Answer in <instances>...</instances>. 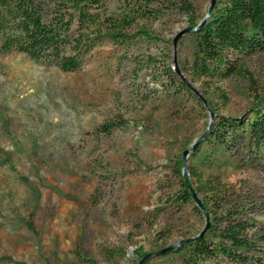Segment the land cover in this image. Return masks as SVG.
Returning <instances> with one entry per match:
<instances>
[{"label": "rangeland", "instance_id": "1", "mask_svg": "<svg viewBox=\"0 0 264 264\" xmlns=\"http://www.w3.org/2000/svg\"><path fill=\"white\" fill-rule=\"evenodd\" d=\"M162 1L178 6L181 0ZM183 1L196 19L211 2ZM188 19L177 9L145 21L150 38L135 28L132 49L107 43L75 72L18 51L0 52V257L6 258L0 264H138L205 227L194 200L175 201L178 161L208 130L206 105L216 115L244 119L264 103V49L238 62L254 82L233 76L215 84L229 97L225 105L183 69L194 44L190 33L175 44L174 38L190 26ZM149 56L168 59L192 95L175 82L178 73L158 82ZM105 125L112 132H103ZM231 137L227 148L198 145L199 158L190 154L188 168L215 189L207 192L211 208L238 209L259 236L264 142ZM144 264L182 260L167 252Z\"/></svg>", "mask_w": 264, "mask_h": 264}, {"label": "trees", "instance_id": "2", "mask_svg": "<svg viewBox=\"0 0 264 264\" xmlns=\"http://www.w3.org/2000/svg\"><path fill=\"white\" fill-rule=\"evenodd\" d=\"M177 2L178 6L162 0H0V52L18 51L39 64L75 72L92 52L107 43L127 51L132 49L138 34L133 33L135 28L150 38L143 22L161 19L169 10L185 12L192 27L204 18L205 15L194 18L189 3ZM190 34L194 50L192 59L183 63L184 71L212 89L226 105L229 97L216 83L233 76H249L254 82L249 70L238 62L240 57L264 49V0H215L207 22ZM147 62L159 74L157 80L161 84L166 78L177 76L168 59L158 61L149 56ZM175 82L192 95L182 78ZM216 116L214 126L199 147L211 142L219 149L227 148L233 139L232 132L264 142V103L244 119ZM112 130L111 125L103 128L107 133ZM199 147L191 153L193 160L199 158ZM178 167L181 192L175 201L187 204L193 199L182 179V160ZM189 172L196 183L195 191L210 213L211 225L198 240L170 252L179 253L182 264H264V234L258 236L236 208H211L207 192L215 189H208V182L192 165ZM4 261L6 258L0 257V262Z\"/></svg>", "mask_w": 264, "mask_h": 264}, {"label": "water", "instance_id": "3", "mask_svg": "<svg viewBox=\"0 0 264 264\" xmlns=\"http://www.w3.org/2000/svg\"><path fill=\"white\" fill-rule=\"evenodd\" d=\"M214 4H215V0H211L210 5L208 6L207 12H206L204 18L200 21V23L197 26H195V27L189 26V27L183 29L182 31H180L176 35V37L174 38V44L184 34H187V33H190L192 31H196V30L200 29L207 22V20L209 19V16L211 14V11L213 10ZM176 71L181 76V78L183 79L184 83L191 89L189 82L180 74V71L179 70H176ZM206 108H207V110L210 113V123H209L208 130H206L205 133H203V135H201L195 141V143L193 144V146L191 148L184 150L183 153H182V178H183V181L185 183L186 188L189 190V192H190V194L192 196V199L196 203V206L199 209L202 210V213H203V215L205 217V223H206L205 224V227L201 230V232L198 235H196L194 237H190V238H187V239H183L178 244L168 246V247L164 248L161 251H158V252L153 253V254L146 255L145 257H143L140 260V262L138 264H144L152 255H155V256L156 255H161V254L170 252L171 250H174L176 247L181 246L182 244H185V243H188V242H192V241L198 240L206 232V230L211 225L210 213L207 211V209L203 205V202L198 197L197 192L195 191V189H194V187L192 185L191 178H190V173H189V168H188V163H187V160H188L189 155L198 147L199 143L204 139V137L210 131V127L212 126V121H213V119L216 116L215 112L213 110H211V108H209V106L206 105Z\"/></svg>", "mask_w": 264, "mask_h": 264}]
</instances>
